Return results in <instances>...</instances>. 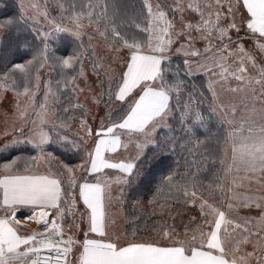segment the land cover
<instances>
[{
	"label": "snow or ice",
	"instance_id": "obj_1",
	"mask_svg": "<svg viewBox=\"0 0 264 264\" xmlns=\"http://www.w3.org/2000/svg\"><path fill=\"white\" fill-rule=\"evenodd\" d=\"M55 2L59 17L50 14L47 0H29L27 5L20 3L17 17L0 19L4 30L0 95L15 93L14 115L23 121L2 148L28 145L36 153L17 155L0 165V264H264V195L245 188L246 182L264 188V0H174L173 4L141 0L139 9L120 0H69L68 7L64 0ZM41 18L47 29L40 26ZM241 34L256 42L253 49L245 48ZM62 37L75 43L70 54L58 52ZM94 39L111 54L109 69L113 63L120 67L117 76L105 73L107 87L102 80L104 90L93 97L95 107L103 102L106 108L95 128V113L83 105L60 107L63 95L75 99L77 90H85L76 81L84 75L86 51L93 58V71L100 75L104 66L99 61L104 56L97 55ZM196 41L204 42L202 52L195 48ZM173 50L185 56L187 75L209 76L212 115L220 112L226 117L230 110L235 116V105L217 103V87L230 79L239 86H229L227 91L247 94L240 121L229 120L231 130L223 137V147L218 142V156L200 139L204 117L194 108L193 96L189 94L181 104L184 81L170 76L168 68ZM17 53L20 62H9L8 56ZM45 66L58 78L44 84L43 98L37 101L39 70ZM173 100L181 106V131L191 149L205 146V159L218 162L224 177L214 176L205 195L198 174L186 173L180 181L167 176L166 184L175 189L171 199L187 210L189 223L182 224L181 232L175 222L165 221L151 230L153 235L145 238L133 231L129 239L127 233L121 236L113 230L116 221L109 209L124 196L123 187L113 195L114 185L131 186L138 164L130 159L115 161L108 154L127 149L134 138L153 143L149 138L172 117ZM75 110L83 134L70 136L67 130L73 117L62 113ZM53 144L75 152L81 162H63L48 150ZM136 147L142 144L137 142ZM53 160L58 164L53 165ZM40 161L46 165L44 171L35 170ZM105 170L120 175L101 176ZM24 210L22 222L18 213ZM242 210H256L258 215L242 214ZM162 215L176 219L171 211ZM177 215L183 217L185 211ZM33 222L37 227H28Z\"/></svg>",
	"mask_w": 264,
	"mask_h": 264
},
{
	"label": "trees",
	"instance_id": "obj_2",
	"mask_svg": "<svg viewBox=\"0 0 264 264\" xmlns=\"http://www.w3.org/2000/svg\"><path fill=\"white\" fill-rule=\"evenodd\" d=\"M14 1L4 0L0 9V19L18 16L20 10ZM47 1H49L48 4L53 14L59 17V9L56 6L55 0ZM120 2L125 6L134 5L137 9L141 5V0H120ZM64 3L65 7L69 6V0H64ZM29 38L31 39V34H29ZM5 39L7 40L8 38L6 37ZM36 43L38 44L39 41H36ZM84 44L87 46V41ZM74 48L75 43L71 38L62 37L58 52L60 54H64L65 52L70 54ZM13 60L20 62L19 53L15 56H8L9 62ZM168 68L170 69V76H175L176 79L184 81L181 104L187 101L189 94L193 96L194 108L198 109L204 117V125L198 130L200 132V139L206 141L208 151L212 152L214 156H218L217 145L219 142L220 147H223L222 141L226 134V126L218 118L217 114H211V99L207 92L202 91V80L198 76H188L178 58L170 59ZM76 71H78V68ZM57 78V72L54 71L50 80L54 82ZM44 83H46L45 80ZM43 92L39 90L36 98L37 101L42 100ZM73 101L74 99L71 98L70 94L63 95L60 107H67ZM173 104L176 105L175 100H173ZM180 107V105H176L168 125L156 133L155 143H159L161 147H155L154 143L145 150L144 154L136 161L138 164V174L134 177L131 186L123 187L122 211L125 217L124 233L128 234L129 239L133 231H136L140 237L146 238L153 235L154 233L151 230L160 227L161 223L165 221L168 224L175 222L180 230H183L182 224L189 223L187 210H184L182 205L175 204L171 199L172 195L175 194V189L166 184L167 176L174 175L175 180L180 181L186 173L198 174V179L202 181L201 187L205 195L208 192L207 184L209 181L213 180L214 176L222 177L221 165L218 162L215 164L210 163L205 159V146L200 147L198 150L191 149L188 140L184 138V132L181 131ZM62 115L65 118L69 116L74 118L79 116V110L69 111L66 114L62 113ZM169 128L171 131L168 130ZM67 132L70 136L75 135L71 130V126ZM169 141H172V143H169ZM48 150L54 151L55 155L65 163L77 164L81 162L80 157L75 152L63 150L58 145L53 144ZM35 154L28 145L19 146L16 149L8 151H4L2 148L0 149V165L17 155L26 157ZM51 163L57 165L58 161L53 160ZM209 199H214V197H209ZM161 204H165L166 207L162 209L160 207ZM166 210L171 211L176 216L175 221L162 215ZM182 210L185 211L183 217L177 215ZM192 214L198 216V212L195 210L192 211Z\"/></svg>",
	"mask_w": 264,
	"mask_h": 264
},
{
	"label": "rangeland",
	"instance_id": "obj_3",
	"mask_svg": "<svg viewBox=\"0 0 264 264\" xmlns=\"http://www.w3.org/2000/svg\"><path fill=\"white\" fill-rule=\"evenodd\" d=\"M3 2H4V0H0V9L2 7ZM14 2H16L17 6L19 8V5H20L21 2H23L25 5H27L28 2H29V0H15ZM151 2L153 4H155V3H157V0H151ZM48 3H49V1H47V4ZM167 3L168 4H173L174 3V0H167ZM48 9H49V12H50V14L52 16L58 17L56 14L55 15L53 14V12L50 9L49 4H48ZM28 15L29 16H33L34 13L29 10L28 11ZM40 26L42 27V29H47L49 27L47 25V23L42 18L40 19ZM3 31L4 30H0V34H2ZM91 31H92V29L90 30V32ZM84 38H85L84 39V43H86V41H87V43L89 44V41L87 40V36H85ZM91 43H92V45L94 47H98L97 46V43L94 40ZM203 45H204V42H202V41H196L195 42V48H197L199 50L203 48ZM96 52H97V55L98 56H100V55H103L104 56V59L99 61V63L103 64L104 67H103L102 70H100V75L98 76L97 73L93 71V67H92V59L93 58L91 57V55H90L89 52H85V56H84V60H83V72H84V75L82 77L78 78V80L76 81V83L79 84L80 87L81 88H84L85 90H84V92H79V90H77L76 97H75V99H74V101L72 103V104L79 103V104L83 105L86 110H90V114L91 113H95V115H97V116H95L96 123L92 125L94 128L97 127V121L101 117H104L105 116L106 108H105V104L103 102H101L98 107H95L92 104L93 97L96 96V95H98L101 91L104 90V89H102L100 87V83H101L102 80L104 81V87L105 88L107 87V79H106L105 73H109L110 75L117 76L119 74V71H120V67L116 63H113L111 65V69H109V56L111 54L106 52L105 47H101V48L96 49ZM172 58H178V61H181V65L183 66V70L185 71L184 64H183V61L185 59V56L182 53L177 54L173 50L170 59H172ZM77 68H78V71H79L80 70V65H77L76 66V69ZM53 74H54V71L52 69H50L49 67H47V66H45L44 68H42V69L39 70V75L41 77V81H40L41 87H40V90L44 91V84H45L44 83V80H45V82L49 81L51 79V77L53 76ZM191 76H196V77L198 76L202 80V86H203V90L202 91L207 92V94L210 96L211 106H212L213 105L212 95H211V92H209L208 91V88H207V81L209 79L208 75H205L203 73H196V74H193ZM7 94H11V96L9 98V105L10 106L15 105L16 104V100H17V97H16V95H15V93L13 91L6 92L4 96L3 95H0V105H2V107L4 109H5V105H4L3 99L6 98V95ZM220 96L222 97V99H220L221 100V103H223L225 105H228V103L226 102V100H227L226 96L227 95H225L224 93H222ZM23 99L24 98L22 97L21 100H23ZM113 107H115V106H113ZM235 107L237 108L238 105L235 106ZM4 109L0 108V130H1L0 135H3L4 132L9 131L8 130L9 127L8 126H4L8 122L17 123L18 121H20V119H18L14 115L15 107H13L12 109H9V110H7L8 108L5 109V110ZM217 116L225 124V126H226V132L227 131H230L231 128H230V124L228 123L229 117H227V116L225 117L220 112H217ZM33 119H35V117H33ZM79 119H80V116L74 117L73 118L72 125H71V130L73 131V133L75 135H82L83 134L81 131H79L80 129L78 128L79 127V125H78L79 124ZM21 123H23V121L18 122V125L21 124ZM8 136L10 137L11 134L8 135ZM155 138H156V136H155ZM155 138H154L153 143H150V144H142V147L140 149H137L136 144L131 143V144H129V146L127 147V149L124 148L125 150H121L120 149L119 151H122L124 153V159H130V158H132V156L134 158V155L133 154H135L136 155V158H134V161L136 162L138 160L137 158L138 157L140 158L144 154L145 150L147 148H149L150 145H153L156 142L155 141ZM8 140L9 139L7 138V141ZM2 141H4V137L3 138L0 137V142H2ZM4 144L5 143L0 144V146H3ZM19 146H23V145H18L17 147H19ZM0 149H2V147ZM134 150H135V152H133ZM130 160H132V159H130ZM37 166L41 170H45V167H46V165L44 164L43 161L38 162ZM221 174H222V177H224V172L223 171H222ZM117 175H120V173H118ZM117 175H115V173H110L107 176L115 177ZM103 176H105V175H103ZM230 179H231V177H228L227 179L224 180V186H225V188H227ZM253 183H255V182H253ZM246 185H249V184H246ZM120 187H124V186L114 185V187H113V195L114 196H116V195L119 194ZM211 200H213V199H210V201ZM120 201L122 202V200H120ZM119 211H120V209H119ZM121 214L124 216L123 211H122ZM119 216H120V214H119ZM77 219H78V217H77ZM33 224H35V223H33ZM124 226H125V220H123V225H120V223H117L114 226V229L113 230L117 234H120L121 236H123V234H124ZM73 232L75 234H77V235L79 234V233H76L75 232V229H73Z\"/></svg>",
	"mask_w": 264,
	"mask_h": 264
},
{
	"label": "crops",
	"instance_id": "obj_4",
	"mask_svg": "<svg viewBox=\"0 0 264 264\" xmlns=\"http://www.w3.org/2000/svg\"><path fill=\"white\" fill-rule=\"evenodd\" d=\"M182 2H184V3H186V0H182ZM90 30L91 29H88V32H90ZM241 37H242V39H241V43H243L244 44V46H245V48L247 49V50H251V49H253L254 47H255V43L256 42H254V41H252V40H249L247 37H244L243 36V34H241ZM237 39V36H236V34L235 33H233V40H236ZM94 41L97 43V46L98 47H95L96 49H98V48H101V47H105V45H104V43L102 42V41H100L99 39H94ZM261 42H264V41H261ZM204 46L205 45H203V48H204ZM198 47V46H197ZM233 47H235V45H233ZM199 48V47H198ZM203 48L202 49H200L201 50V52L203 51ZM257 56H258V60H257V62L259 63V53H257ZM249 72H250V74L252 75V76H256L257 75V72H256V70L255 69H252L250 66H249ZM87 73V72H86ZM209 77V76H208ZM229 86H231V87H238L239 86V84H238V82L237 81H235V80H233V79H230L229 81H228V83L227 84H225L223 87H217V89H216V91H217V94H218V101H217V103H221V100L220 99H222V97L220 96L222 93H224L225 95H227L226 96V98H227V100H226V102L228 103V105H235V106H237L238 105V107L236 108V113H235V116L233 117L232 115H231V111L229 110V114H228V116L227 117H229V120H235L236 122H239L240 121V118H241V116L244 114V104L246 103V101H245V99H244V97L247 95L246 93H244V92H237V93H232V92H229V91H227V88L229 87ZM256 88H257V92L259 93V90H260V86H256ZM5 95V93L3 94V96ZM10 96H11V94H7L6 95V98H4L3 99V102H4V105H5V109H7V110H9V109H12L13 107H15V105H13V106H10L9 105V98H10ZM257 107H259V105H257ZM0 108H2V109H4L3 107H2V105H0ZM4 109V110H5ZM90 111V110H89ZM95 116H97V115H95ZM90 119L92 118L91 117V115H90V117H89ZM228 120V121H229ZM20 121H22V120H20ZM20 121H18V122H20ZM18 122L17 123H11V122H8L6 125H4V126H8L9 128H8V130L9 131H6V132H4L3 133V135H0V137L1 138H3L4 137V141H2V142H0V144H3V143H7V142H9L10 140H12L13 138H14V136H13V132H14V130L15 129H18L20 126H21V124H19L18 125ZM98 124H99V120L97 121V126H98ZM79 125V124H78ZM168 125V123L167 124H165V125H163L161 128H163V127H166ZM29 127H31V125H29ZM79 128V127H78ZM160 128V129H161ZM230 128H231V125H230ZM26 131V134H27V129L25 130ZM80 131V130H79ZM0 132H1V130H0ZM157 133V132H156ZM156 133H154V135H153V137H151V138H149L151 141H154V138H155V136H156ZM11 134V136L9 137L8 135H10ZM7 138L9 139L8 141H7ZM7 141V142H6ZM144 138L143 137H140L139 138V140H137V139H133V144H136L137 142H139V143H141V144H144ZM150 144V143H149ZM2 146H0V148H1ZM121 150H125L124 148H121ZM133 152H135V150L133 151ZM109 155V158H111V159H114L115 161H119L120 159H124V153L122 152V151H119L118 153H116V154H108ZM134 155V158H136V155L135 154H133ZM134 158H133V156H132V158H130V159H132V161H134ZM35 170H38V171H44V170H41L38 166L36 167V169ZM110 173H115V175H117L118 174V172H116V171H114V170H105V172L104 173H101V176H103V175H109ZM257 178H259V177H257ZM246 184H248L247 182L245 183V188H251V190H252V192H251V194H256V195H264V188H262L260 185H258L257 183H252L250 186L249 185H246ZM114 203H113V206H112V208H110L109 209V212H110V215L112 216V218L113 219H115V221H116V224L117 223H120V225H123V220H125V217L121 214L122 213V202L121 201H113ZM81 207H82V205H81ZM119 209H120V211H119ZM250 214V215H258V212L256 211V210H253L252 212H250V213H248V211L247 210H242V214ZM119 214H120V216H119ZM26 215V210H24L23 212H21V213H18V218L19 219H21V221L23 222L24 221V216ZM78 217V216H77ZM124 218V219H123ZM34 223V222H33ZM33 223H31V224H28V227H30V228H36L37 226L35 225V224H33ZM115 224V225H116ZM180 230V229H179ZM181 232H183V230H180ZM75 234V233H74ZM125 234V233H124ZM76 236H77V238H82V235L81 234H75Z\"/></svg>",
	"mask_w": 264,
	"mask_h": 264
}]
</instances>
